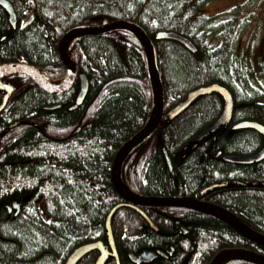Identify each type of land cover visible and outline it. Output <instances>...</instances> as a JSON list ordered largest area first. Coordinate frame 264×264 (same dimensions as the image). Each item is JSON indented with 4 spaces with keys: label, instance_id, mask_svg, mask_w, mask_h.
<instances>
[{
    "label": "trees",
    "instance_id": "16d2710c",
    "mask_svg": "<svg viewBox=\"0 0 264 264\" xmlns=\"http://www.w3.org/2000/svg\"><path fill=\"white\" fill-rule=\"evenodd\" d=\"M16 16L12 28L0 6V65L32 66L58 85L66 68L58 41L75 27L127 21L151 41L160 75L164 111L202 86L228 90L230 123L195 143L193 138L215 121L224 107L217 92L195 98L170 121L128 153L121 179L146 197H186L225 183L201 196L264 234V159L252 164L226 161L260 151L264 137L239 122L264 126V54L254 57L240 43L247 21L203 12L209 0H7ZM236 10H232L234 13ZM32 15V22L22 23ZM188 40L195 51L173 39ZM67 55L76 68L62 94L43 91L22 73L3 75L14 87L0 111V264H64L76 247L101 241L108 246L106 219L124 200L111 181L118 149L148 121L153 96L143 49L126 30L81 36ZM79 74L87 93L70 109L79 91ZM3 93L0 90V103ZM53 107V108H51ZM167 159L170 162L168 166ZM119 207L110 229L119 264H135L130 254L159 250L166 258L140 264H208L223 249H247L264 255V247L229 225L181 208ZM156 211L161 215L155 217ZM157 227V230L153 228ZM182 227V229L180 228ZM97 250L76 264H95ZM104 264H116L109 256ZM224 264H255L231 259Z\"/></svg>",
    "mask_w": 264,
    "mask_h": 264
},
{
    "label": "water",
    "instance_id": "95a60500",
    "mask_svg": "<svg viewBox=\"0 0 264 264\" xmlns=\"http://www.w3.org/2000/svg\"><path fill=\"white\" fill-rule=\"evenodd\" d=\"M0 6L6 11L8 15V21L12 28L16 27V16L11 4L7 0H0ZM32 15L28 17L23 23L22 27L28 26L32 22ZM112 30H126L132 33L139 41L145 56V62L147 66V72L151 84L152 96H153V108L152 114L148 121L128 139L116 152L111 165V181L112 184L124 200L122 203L114 206L109 212L106 219V231L108 237V246H105L101 241H93L82 244L67 256L64 264H76L86 253L92 250H97L99 255L95 264H104L109 256L115 258L116 264H119L116 249L114 245L113 236L110 229V219L112 214L119 207H129L137 211H140V207H177L184 208L199 213H203L214 217L225 224L229 225L234 231L246 238L247 240L264 247V234L250 228L244 224L238 217L232 214L230 211L215 205L213 203L203 202L199 200V197L205 192L217 188L225 183L219 185H212L206 187L190 197H146L135 193H132L122 182L121 179V167L129 152H131L138 144L148 138L157 128L161 120L170 121L183 112L188 105L197 97L206 95L210 92L219 93L224 100V107L218 118L211 124L203 128L194 138L195 143L199 142L203 137L210 134L219 127L226 126L230 123L233 101L228 90L218 84H212L207 86L198 87L190 91L186 97L179 101L177 104L164 111L163 107V92L160 80V75L156 65V55L154 47L151 41L146 36L143 29L134 23L119 20L113 22H104L101 25L91 27H75L66 31L58 41V55L66 68V79L61 85H54L48 83L38 71L32 66L19 63H5L0 65V90L3 93V97L0 103V111L4 108L8 98L14 91V87L6 82L2 76L11 73H22L28 76L34 84H36L43 91L51 94H62L68 90L76 76V68L70 57L67 55V47L70 42L81 36L97 35ZM159 39H173L184 44L188 49L195 51V47L188 40L182 36L173 32H159L156 36ZM88 83L86 77L83 74H79V91L75 98V103L70 109L76 108L80 105L87 93ZM53 108V107H51ZM236 128H253L257 130L264 137V126L256 122H239L232 126ZM228 162L237 164H252L264 159V145L260 151L249 156H225L224 158ZM168 166L170 162L167 159ZM253 186L264 187V184L253 183ZM153 254L150 252H144L139 256L130 254V259L135 264H140L151 260ZM231 259H244L251 261L255 264H264V255L256 253L247 249H223L217 252L208 264H224Z\"/></svg>",
    "mask_w": 264,
    "mask_h": 264
},
{
    "label": "rangeland",
    "instance_id": "374dc122",
    "mask_svg": "<svg viewBox=\"0 0 264 264\" xmlns=\"http://www.w3.org/2000/svg\"><path fill=\"white\" fill-rule=\"evenodd\" d=\"M232 10L234 13H232ZM203 12L208 15L221 13L224 18H235L236 25L247 21L239 44H249L254 57L264 54V0H209Z\"/></svg>",
    "mask_w": 264,
    "mask_h": 264
},
{
    "label": "flooded vegetation",
    "instance_id": "af4514ba",
    "mask_svg": "<svg viewBox=\"0 0 264 264\" xmlns=\"http://www.w3.org/2000/svg\"><path fill=\"white\" fill-rule=\"evenodd\" d=\"M206 193V192H205ZM193 196V195H192ZM202 196V195H201ZM201 196L199 197V200H201V201H203V202H205L204 200H202L201 199ZM184 197V196H183ZM186 197H190V196H186ZM122 203V202H121ZM208 203H210V202H208ZM141 208H147V207H140L139 209H140V211H138V212H142L141 211ZM149 208H159V209H163L162 211H164V209L165 208H177V207H149ZM181 209H184V208H181ZM186 210H188V209H186ZM137 211V210H136ZM159 212H161V211H159ZM158 211H156V213H155V217L157 218L158 217V215H161L160 213H159ZM153 228L155 229V230H157V227L155 226V225H153ZM180 228L182 229V227L180 226ZM146 252V251H145ZM148 252H150V253H152L153 254V257H152V259L151 260H149V261H153L154 263H157L158 262V258L160 257V255L162 256V257H164V258H166V256L164 255V253H162V252H160L159 250H156L155 252H152V251H148ZM144 253V252H143ZM142 253H140V254H138V255H135V256H139V255H141ZM167 259V258H166ZM149 261H147V262H149ZM143 263H146V262H143Z\"/></svg>",
    "mask_w": 264,
    "mask_h": 264
}]
</instances>
